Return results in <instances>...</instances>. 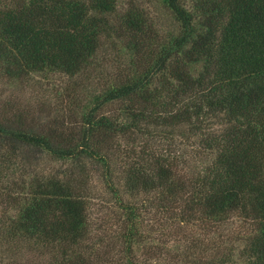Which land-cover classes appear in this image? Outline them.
<instances>
[{"label":"trees","instance_id":"16d2710c","mask_svg":"<svg viewBox=\"0 0 264 264\" xmlns=\"http://www.w3.org/2000/svg\"><path fill=\"white\" fill-rule=\"evenodd\" d=\"M55 76L0 92V264H264V0H0V81Z\"/></svg>","mask_w":264,"mask_h":264},{"label":"rangeland","instance_id":"374dc122","mask_svg":"<svg viewBox=\"0 0 264 264\" xmlns=\"http://www.w3.org/2000/svg\"><path fill=\"white\" fill-rule=\"evenodd\" d=\"M155 12L159 18L165 19L166 12L161 10ZM64 81L65 80H61L59 76L50 79L33 77L27 79L23 85L18 86H10L7 82L0 81V92H2L4 103L11 101L15 105L18 104L31 109L33 114H36L35 118L41 123L40 125H44V120L41 116L48 120L47 114L50 113L51 110L53 111L55 107L61 108L64 106L63 103H65L66 95L68 93V91H64ZM70 93L71 92L69 91V94ZM44 164L50 167L47 160L44 161ZM93 188L97 190L96 193L102 192L100 195H105L103 194L101 185L98 181H94Z\"/></svg>","mask_w":264,"mask_h":264}]
</instances>
